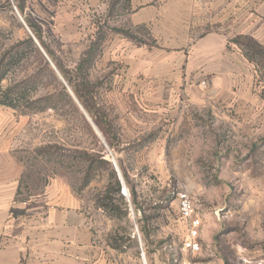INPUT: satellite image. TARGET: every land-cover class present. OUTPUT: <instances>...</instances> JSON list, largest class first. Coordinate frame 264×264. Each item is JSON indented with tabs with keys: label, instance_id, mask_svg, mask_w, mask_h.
<instances>
[{
	"label": "rangeland",
	"instance_id": "1",
	"mask_svg": "<svg viewBox=\"0 0 264 264\" xmlns=\"http://www.w3.org/2000/svg\"><path fill=\"white\" fill-rule=\"evenodd\" d=\"M17 4L16 0H0V74L5 73L0 79V101L15 105L0 103V131L12 140L11 147L23 166L19 194L34 195L59 179L96 210L109 170L117 174L111 147L81 105L94 126L83 114L70 94L72 89L55 72L53 61L24 18L36 25L42 41L68 69L98 30L120 27L142 39L143 29L119 22L120 0H22L21 11ZM109 33L106 37L117 32ZM244 36L262 49L249 48ZM254 36H234L232 40L241 46L231 42L252 55L249 61L241 50L248 64L232 83L234 90L242 89L240 105L200 91L199 98L183 108L180 130L167 141L162 155L124 156L138 203L131 205L128 192L123 202L115 203L117 215L109 216L100 208L105 216V242L121 254V263L111 264H182L185 226L178 215L179 191L191 196L210 233L209 249L224 264L242 263V257L264 263V27L254 29ZM60 83L73 103L60 93ZM97 94L95 89L90 102L93 111L98 107ZM6 116L13 121L5 123ZM216 208H220L218 216ZM187 257L204 264L198 256L188 253Z\"/></svg>",
	"mask_w": 264,
	"mask_h": 264
},
{
	"label": "crops",
	"instance_id": "2",
	"mask_svg": "<svg viewBox=\"0 0 264 264\" xmlns=\"http://www.w3.org/2000/svg\"><path fill=\"white\" fill-rule=\"evenodd\" d=\"M119 13V22L143 29L144 37H106L87 78L96 82V105L110 128L103 124L111 157L129 172L124 156L162 155L180 130L183 108L200 91L227 104L243 102L241 87L234 90L232 83L248 60L231 42L264 27V0H125ZM11 141L1 130L0 264L121 263L120 252L105 242L104 213L85 205L65 181L55 179L34 195L20 196L23 166ZM209 234L202 224L200 251L181 249L180 263L190 253L204 264H224L209 249Z\"/></svg>",
	"mask_w": 264,
	"mask_h": 264
},
{
	"label": "trees",
	"instance_id": "3",
	"mask_svg": "<svg viewBox=\"0 0 264 264\" xmlns=\"http://www.w3.org/2000/svg\"><path fill=\"white\" fill-rule=\"evenodd\" d=\"M18 2L17 8L21 11L22 9V0H16ZM121 3H124L125 0H120ZM26 24L30 27L32 30V33L35 35V37L38 39L40 45L44 49L45 53L50 57V59L53 61L56 69L60 72L62 75V78L65 80L67 85L72 89L74 95L76 96L79 103L84 107L86 112L90 115V117L93 119L94 123L100 127L102 134L105 136L106 131L104 130V125H106V130L110 132V128L108 123L105 121V113L101 112L99 108L96 107L95 111H93V105L90 104L92 102L93 95L95 93L96 89V82L91 83L88 78V69L91 68L93 62L97 58V56L100 55L102 50V43L106 37V33L104 30L97 31L96 38L90 42V44L87 46V48L83 51L80 58L77 60L76 64L71 68L68 69L64 66V64L61 62L60 59H58L52 50L49 49V47L42 41V37L40 34V30L36 27L35 24H33L29 18H24ZM115 31L119 32L125 36L132 37V34H130L129 31L124 30L123 28H110L109 31ZM135 38V37H132ZM244 39L246 42L244 44L248 45L249 48H256L258 50L262 49L260 47V44L256 42L254 39L244 36ZM27 41L32 43L31 37H27ZM233 42L237 45L241 46V43L238 42L237 39L233 40ZM242 48V47H241ZM243 51V54L248 58L249 61L252 60V55L249 54V51L245 49H241ZM46 64V63H45ZM5 73L0 74V79L4 77ZM60 93L63 94L67 100L71 103H73V100L71 96L66 92L64 89V86L62 83H60ZM8 96V94H6ZM2 104H6L9 106H15L11 101H0ZM100 123L102 124V127L100 126ZM104 124V125H103ZM109 144L111 142L108 141ZM118 166L121 171L122 179L124 181V184L126 185L129 197H130V203L132 206L137 207V194L134 189V187L131 185L129 181L128 172L125 170V168L118 163ZM121 184L120 180L117 177V174L114 169L109 170L108 174V184L105 186V189L103 191V196L100 201H98L95 206L104 210H107V214L109 216H115L118 213H116V201L123 202L124 198L123 195L120 192ZM179 215V214H178Z\"/></svg>",
	"mask_w": 264,
	"mask_h": 264
},
{
	"label": "built area",
	"instance_id": "4",
	"mask_svg": "<svg viewBox=\"0 0 264 264\" xmlns=\"http://www.w3.org/2000/svg\"><path fill=\"white\" fill-rule=\"evenodd\" d=\"M13 7L16 10V7L15 6ZM20 19L22 22H24L21 17ZM205 84L206 83L204 80L200 81V85L202 87H205ZM112 164L114 168L118 169L117 164L115 163L113 158H112ZM119 180L121 184V188H120L121 194L124 195L125 197H128V189L126 188L124 184L122 176L119 178ZM177 201H178V214L183 222V225L185 226V235L183 236L182 241H181V249L188 251L190 253L199 252L200 242H199L198 237H199V232H200V228L202 225V218L197 212L195 205H194V201L192 200L188 192L179 191L177 193ZM140 250L143 255V249H142L141 243H140ZM244 262L246 264H263L262 261L253 262L251 260H244ZM182 264H201V263L197 261L187 260L186 262H183Z\"/></svg>",
	"mask_w": 264,
	"mask_h": 264
},
{
	"label": "water",
	"instance_id": "5",
	"mask_svg": "<svg viewBox=\"0 0 264 264\" xmlns=\"http://www.w3.org/2000/svg\"><path fill=\"white\" fill-rule=\"evenodd\" d=\"M23 24L26 26V24L23 22ZM28 29V28H27ZM29 31V30H28ZM29 33H30V31H29ZM31 34V33H30ZM31 36L33 37V35L31 34ZM34 38V37H33ZM35 40V42H37L36 41V39H34ZM38 44V43H37ZM38 46H39V44H38ZM40 47V46H39ZM41 48V47H40ZM41 50H42V48H41ZM42 52L44 53V51L42 50ZM53 66V65H52ZM57 72V71H56ZM70 94H71V96L73 97V99L75 100V102L77 103V105L79 106V108L81 109V111L83 112V114L86 116V118L92 123V121H91V119L88 117V115L86 114V112H85V110L83 109V107L81 106V104L79 103V101L77 100V98L74 96V94L70 91ZM93 124V123H92ZM93 126H94V124H93ZM94 129L97 131V133H98V130L94 127ZM99 134V133H98ZM116 169V168H115ZM117 170V174H118V178H120L121 177V174H120V172H119V170L118 169H116ZM219 210H220V208H216L215 209V214L218 216L219 215ZM144 263H145V261H144Z\"/></svg>",
	"mask_w": 264,
	"mask_h": 264
},
{
	"label": "bare ground",
	"instance_id": "6",
	"mask_svg": "<svg viewBox=\"0 0 264 264\" xmlns=\"http://www.w3.org/2000/svg\"><path fill=\"white\" fill-rule=\"evenodd\" d=\"M144 258V257H143ZM146 264V263H145Z\"/></svg>",
	"mask_w": 264,
	"mask_h": 264
}]
</instances>
